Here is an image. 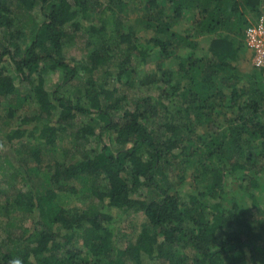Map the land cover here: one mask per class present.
Returning <instances> with one entry per match:
<instances>
[{"label": "trees", "instance_id": "trees-1", "mask_svg": "<svg viewBox=\"0 0 264 264\" xmlns=\"http://www.w3.org/2000/svg\"><path fill=\"white\" fill-rule=\"evenodd\" d=\"M128 1L151 38L123 27L125 0H0V100H15L0 133L18 120L7 140L35 163L0 189V264H264V71L236 64L264 0ZM80 32L86 53L67 59ZM28 99L33 115L17 117ZM60 135L72 152L45 161ZM174 168L179 184L192 170L191 191L174 189ZM79 194L85 208L61 202ZM129 213L145 221L120 245Z\"/></svg>", "mask_w": 264, "mask_h": 264}, {"label": "rangeland", "instance_id": "rangeland-1", "mask_svg": "<svg viewBox=\"0 0 264 264\" xmlns=\"http://www.w3.org/2000/svg\"><path fill=\"white\" fill-rule=\"evenodd\" d=\"M101 2L103 7L106 6L110 2V0H101ZM125 3H126V8L123 9L122 12L120 13L121 18L124 20L123 21L124 23L122 22L123 27L126 26L128 28L129 25L135 26L134 30L136 33H138L139 37L151 38L152 33L145 31L143 29V26H141L140 24V20L143 15L138 4L135 2H130L128 0H125ZM34 14L37 15L38 19H40V15L38 11L34 12ZM246 17L249 22H253L257 18L250 11L246 12ZM189 24H190L189 22L182 23V27H186ZM3 38H4L3 29L0 28V43L1 42L4 43ZM85 38H86L85 35L81 32L79 34H76L73 38V41L68 46L65 47L64 56L67 59L80 60L86 53ZM27 42H28V38L26 39V43ZM201 46L203 48H206L207 43L202 41ZM186 52L187 51L184 50L183 48L181 49L178 48L175 54L176 57L178 56L179 58H182L183 56H185ZM236 62H237L236 63L237 66L243 71L252 69L251 58H249V56L247 55L245 57L243 56V54L238 56ZM154 67H155L154 62L151 61L148 63V66L145 68V71L147 73H150L154 70ZM166 67L168 69H172L173 65L167 64L165 65L164 68ZM61 78H62V72H55L50 74L46 79V86L48 90H53L60 83ZM15 83L18 94H20V96H26L28 94V86H26L25 84H19L18 80H16ZM79 85H80L79 81H76V83H74L73 88H78ZM154 93L155 91H149L148 89L141 87L140 88L135 87L129 91L130 97L152 95ZM10 100L11 98L1 99L0 100L1 108L7 106L9 103H12V101L15 104L14 99L11 101ZM17 111H18L17 117L25 113L27 115H33L35 111V107L28 99L23 103V105L20 106V108H18ZM3 114H6V112H3ZM10 123L11 124H9L8 126H2L3 128L0 133V189L3 191H8L12 186L20 182L22 173L24 172V170H26V168H31L35 166V163L32 158H30L27 154L17 153L16 149L18 146L17 145L15 146L8 142L6 133L17 125L18 120H16L15 122V120L12 119L10 120ZM85 123H87V119L78 118L75 122V126L80 127L82 124ZM71 143H72L71 138L64 135H60V137L57 139L55 143L56 149L45 156V161L49 162L50 160L53 159H59V160L64 159L65 156L64 151L72 152ZM95 144H96L95 142H91V144H89L88 147L90 146L95 147ZM170 173L173 175L172 182L175 185L174 189L178 190L181 193H186L191 191L192 189L190 184L191 174H192L191 169L187 170L184 176L186 180L180 184L178 178H180L181 175H184L182 170L174 168L170 170ZM77 186L80 187L81 185H77ZM261 195L262 197H264V191L261 192ZM61 202L64 205L70 207H78V208H85L89 204V200L86 197V195H82V194L75 196L74 195L65 196L61 199ZM260 211L261 209L253 212L252 217L254 218V222L256 219L260 218V214H259ZM124 219L125 220L123 222L124 224L122 226V231H121V234H123L122 237L123 240L120 243V245L123 244V241H125V239L130 238V236L132 235L133 227L139 226L145 221L142 214H133V213H129L127 216L124 217ZM263 240H264V235H263ZM144 264H156V263L145 261Z\"/></svg>", "mask_w": 264, "mask_h": 264}, {"label": "built area", "instance_id": "built-area-1", "mask_svg": "<svg viewBox=\"0 0 264 264\" xmlns=\"http://www.w3.org/2000/svg\"><path fill=\"white\" fill-rule=\"evenodd\" d=\"M244 46L252 55V67L264 71V13L245 29Z\"/></svg>", "mask_w": 264, "mask_h": 264}, {"label": "clouds", "instance_id": "clouds-1", "mask_svg": "<svg viewBox=\"0 0 264 264\" xmlns=\"http://www.w3.org/2000/svg\"><path fill=\"white\" fill-rule=\"evenodd\" d=\"M9 264H23V262L20 258H13L9 261Z\"/></svg>", "mask_w": 264, "mask_h": 264}]
</instances>
